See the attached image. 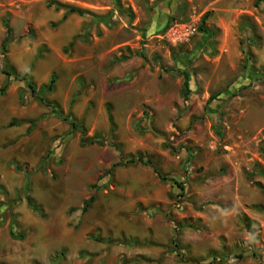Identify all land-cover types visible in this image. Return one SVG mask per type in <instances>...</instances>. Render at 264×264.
I'll return each instance as SVG.
<instances>
[{
	"label": "rangeland",
	"instance_id": "1",
	"mask_svg": "<svg viewBox=\"0 0 264 264\" xmlns=\"http://www.w3.org/2000/svg\"><path fill=\"white\" fill-rule=\"evenodd\" d=\"M49 1L0 0L63 114L0 94V264H264V0Z\"/></svg>",
	"mask_w": 264,
	"mask_h": 264
},
{
	"label": "trees",
	"instance_id": "2",
	"mask_svg": "<svg viewBox=\"0 0 264 264\" xmlns=\"http://www.w3.org/2000/svg\"><path fill=\"white\" fill-rule=\"evenodd\" d=\"M114 2L116 3V5L118 6V8L121 10L122 9V4L120 0H114ZM48 5H54V7L56 9H65V15L70 14V13H76L79 15H85V14H90V12H88V10H84L82 8H77L74 6H69L66 4H62L57 0H50L48 2ZM4 26H5V30H6V34L4 39L1 42V51L2 54L5 55L7 53V47L8 44L12 41H14L13 38V32H12V28L9 26V22L8 19L6 18L4 20ZM208 31V30H207ZM31 68H29L28 70H26L25 72H15L12 69H9L8 67H4L2 68L1 72L5 74V82L4 84L0 87V94H4L5 91L7 90V88L9 87L12 79L15 80H19V81H23L24 84L26 85V87L29 89L30 93L42 104H45L47 106H51L53 111L56 112L59 115H62L59 111H57V106L49 103L48 101H46V97L45 95L48 93H51L54 88H55V77L52 76L49 80V82L47 84L41 85L39 87L36 86V84L33 82L32 80V76L30 74ZM183 76H184V81H183V89H184V99H187L188 97V93L190 91L189 89V74L187 72H183ZM72 125H76V122L73 120L71 121ZM135 160H129V162H134ZM141 162H146L145 160H143L142 158H140ZM154 171L160 176L163 177L161 172L154 167ZM178 185H181V183H179ZM26 189L28 190L29 188V180H27V183L25 185ZM182 187V186H180ZM27 201L29 203V205L36 211L40 212L39 207L36 205L35 201L33 200V198L27 193ZM94 200V197L91 196L89 199L86 200L85 202V206L83 207V211H86L89 204ZM10 233L13 235V229H10ZM239 257V256H238Z\"/></svg>",
	"mask_w": 264,
	"mask_h": 264
}]
</instances>
